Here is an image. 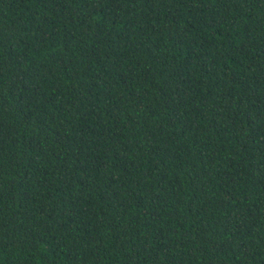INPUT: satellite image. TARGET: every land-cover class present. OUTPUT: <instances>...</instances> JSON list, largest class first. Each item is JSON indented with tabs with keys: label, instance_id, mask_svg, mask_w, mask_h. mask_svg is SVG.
Listing matches in <instances>:
<instances>
[{
	"label": "trees",
	"instance_id": "16d2710c",
	"mask_svg": "<svg viewBox=\"0 0 264 264\" xmlns=\"http://www.w3.org/2000/svg\"><path fill=\"white\" fill-rule=\"evenodd\" d=\"M0 264H264V0H0Z\"/></svg>",
	"mask_w": 264,
	"mask_h": 264
}]
</instances>
